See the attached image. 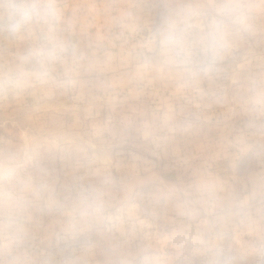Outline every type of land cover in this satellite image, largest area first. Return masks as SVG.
<instances>
[{
	"label": "rangeland",
	"instance_id": "1",
	"mask_svg": "<svg viewBox=\"0 0 264 264\" xmlns=\"http://www.w3.org/2000/svg\"><path fill=\"white\" fill-rule=\"evenodd\" d=\"M55 2L56 58L0 31V264H264V0ZM224 5L210 70L149 51Z\"/></svg>",
	"mask_w": 264,
	"mask_h": 264
},
{
	"label": "clouds",
	"instance_id": "2",
	"mask_svg": "<svg viewBox=\"0 0 264 264\" xmlns=\"http://www.w3.org/2000/svg\"><path fill=\"white\" fill-rule=\"evenodd\" d=\"M4 14L0 31L18 35L34 27L48 32L50 44L37 53L42 59H54L68 48L56 39L55 33L62 13L55 0H0ZM238 5H224L221 15L213 16L203 31L184 22H171L158 30L149 42V51L164 54L170 64L180 70H210L221 58L226 47V31ZM14 157L0 163V175L7 177L13 170Z\"/></svg>",
	"mask_w": 264,
	"mask_h": 264
}]
</instances>
